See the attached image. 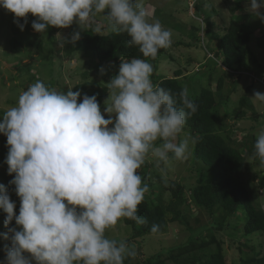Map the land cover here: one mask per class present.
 <instances>
[{
  "label": "clouds",
  "instance_id": "clouds-1",
  "mask_svg": "<svg viewBox=\"0 0 264 264\" xmlns=\"http://www.w3.org/2000/svg\"><path fill=\"white\" fill-rule=\"evenodd\" d=\"M250 4L264 21V0ZM0 7L24 18V23L14 20L21 31L27 14L37 17L31 27L38 33H46L49 26L67 28L74 20L81 29H92L96 14L108 9L104 16L110 30L126 33L129 44L148 58L121 59L108 84V118L96 95L85 94L78 103L79 90L61 92L37 81L0 119V134L7 138V172L15 174L9 184L20 198L16 215L15 202L0 184V210L8 228L0 238L11 244L4 249L5 264H124L136 257L135 245L108 238L106 230L123 218L146 223L138 206L149 186L137 170L149 154L164 162L169 153L186 159L190 140L196 142L190 137L177 142L187 118L197 111L188 89L179 93L178 107L170 90L151 79L149 60L171 47L172 33L137 0H0ZM79 35L75 32L72 41ZM253 99L264 103V93L256 92ZM158 140L163 143L157 145ZM254 148L264 163V130ZM13 219L19 230L8 227ZM158 231L159 225L153 224L151 232Z\"/></svg>",
  "mask_w": 264,
  "mask_h": 264
},
{
  "label": "rangeland",
  "instance_id": "rangeland-1",
  "mask_svg": "<svg viewBox=\"0 0 264 264\" xmlns=\"http://www.w3.org/2000/svg\"><path fill=\"white\" fill-rule=\"evenodd\" d=\"M137 2L148 12L154 13L152 19H158L172 33L171 47L165 49V53L154 61V76L151 77L153 83L156 79L172 78L174 71L181 70L183 75L180 82L183 87L188 89L189 94H198L202 87H208V76L211 73L210 88L215 91L217 79L224 75L225 69L220 65L222 62L220 56L217 67L211 70L216 64L213 59L209 58H213L214 54L220 52L218 38L225 33V28L235 18L246 23L253 30L249 47L264 67V21H261L250 10V0L245 1L243 11L237 8V0H137ZM195 3L197 4L196 8ZM261 11L264 12V10ZM107 13L108 9H105L104 13L96 14L93 18L92 29H81L75 20L67 28L56 29L53 34L54 44H51L53 47H50L51 42L47 30L46 33H38L30 26L21 31L14 20L19 23L24 18H15L13 13L0 7V119L8 108L17 104L20 93L23 90L26 91L31 84L37 81H42L49 88L61 92L69 89L73 92L79 90L81 92V97L78 98L79 103L82 101L84 91L88 89H79V86L90 83L92 80H95L101 88L108 90L107 98L109 95V99L99 105L101 113L105 118H108V114L104 112L105 105L110 103L111 90L108 89V84L112 77L118 73V70L111 69L112 63L104 65L94 60L89 61L88 58L70 49V45L67 44L72 40L75 32H79L80 35L96 32L94 29L98 27L100 31L96 33L105 35L107 30L102 29V23L105 21L108 23L104 16ZM27 17L35 16L29 13ZM35 18L37 20V17ZM207 31L210 33L207 34ZM58 33L60 34L59 38L57 37ZM16 43H18V48L14 47ZM187 45L189 46L186 47ZM50 49H53L52 53ZM102 68L103 74L101 73ZM225 79L222 93L228 96V100L232 104L229 107L232 110L235 109L233 104L245 96L253 106L257 118L253 120L254 113L249 109H241L244 112V119L227 118L219 133L224 139L230 138L238 143L242 142L252 130L253 135L257 138L259 132L264 130V103L253 98L256 92L264 93V72L262 78L252 75L249 77L233 75ZM236 82L237 84H235ZM248 88H250L249 93H247ZM224 110H221L222 114L225 113ZM112 115L115 119V114ZM186 137H190V135L183 130L179 134L177 142ZM6 139L4 134H0V184L6 186L10 199L16 204L14 213L18 215L20 198L16 195L15 185L9 184L15 174H8V166L5 163L8 152ZM161 143L163 141L156 142L157 145ZM192 152L193 143L190 140L186 159H176L172 153H169L168 161L164 162L158 161L156 157L149 154L145 164L137 170L138 174L142 176L145 183L152 184L153 187L159 185L158 180L165 186L172 182L180 184L185 187L187 197L188 190L195 186L198 177L196 167L192 163ZM261 177L264 180V163L261 162V159L254 160L252 156L247 158L240 174V180L246 187L254 205L264 211V188L258 187ZM145 198L151 199L149 192L146 193ZM170 200V193H164V203L167 204ZM187 206L189 207H181V211L187 215L192 228L196 229L210 220L205 213H201L189 201ZM5 216L6 214L0 210V233L8 232V228L4 226ZM168 218L170 219V215ZM195 219H198L199 222H196ZM243 223L244 217L241 212H238L233 217L227 218L221 231L210 229L203 231L200 236L208 241V236L212 235L216 243L221 244L225 264H242L243 259L253 257L255 253L262 256L264 252V237L260 235L244 236ZM8 227H15L19 230L14 219ZM131 234L132 230L124 224L123 219L113 228L106 230L108 238L124 240L130 245H135L137 255L132 258L129 264H146L148 258L154 254L187 243L190 236L185 226L170 222L161 234L145 235L137 239H132ZM5 246H11L10 240L0 238V264H5ZM215 246V244H211L209 248L215 249ZM23 255L31 258L29 253H23ZM32 264H36V262L33 260ZM166 264L171 263L167 262Z\"/></svg>",
  "mask_w": 264,
  "mask_h": 264
},
{
  "label": "trees",
  "instance_id": "trees-1",
  "mask_svg": "<svg viewBox=\"0 0 264 264\" xmlns=\"http://www.w3.org/2000/svg\"><path fill=\"white\" fill-rule=\"evenodd\" d=\"M245 1L249 0H237V8L243 11ZM196 5L195 3V8ZM35 20V17H27L24 29H28ZM203 22L205 23V21ZM19 23H24V19ZM102 24V29L107 30L105 35L96 32L81 34L79 40H70L67 43L70 45V49L88 58L89 61L94 60L104 65L112 63L111 69L114 70L119 69L121 59H148L142 56L138 46L129 44L130 38L126 33L112 32L106 21ZM205 25L210 27L208 23ZM56 29L59 28L54 26L47 28L51 42L50 47H53L51 44H54L53 34ZM208 31L207 34L210 33ZM252 35L253 30L246 23L240 22L238 18L231 20L225 28V33L218 38L220 52L214 54L213 58H209L213 59L216 64L211 70L217 67L220 56L222 58L220 65L225 69L224 75L217 79L215 91L210 88L212 81L210 73L208 87H202L198 94H189L197 106V111L187 118L184 131L196 141L193 144L191 158L198 173L195 186L188 190L189 195L186 197L185 187L180 184L172 182L165 186L158 180V186L153 187L152 184H148L151 199L144 198L138 206V215L145 218L146 223L138 224L134 220L123 218L124 224L132 230V239L161 234L166 230V225L169 222L185 226L190 234L187 243L154 254L148 258L146 264H166L167 262L171 264H225L221 244L216 243L212 235L208 236V241H205L200 235L203 231L210 229L221 231L227 218L233 217L238 212H241L244 217L242 227L244 236L260 235L264 237V211L254 205L246 187L240 180V174L247 158L252 156L254 160L260 159L255 155L254 144L257 138L253 135L252 130L242 142L238 143L230 138L224 139L219 133L227 118L244 119L243 109H249L254 113L253 120L257 118L253 106L245 96L233 104L235 109L232 110L229 107L232 104L229 102L228 96L222 93L226 77L233 75L249 77L252 75L262 78L264 67L249 47ZM14 47L18 48V43L14 44ZM50 50L52 53L53 49ZM164 53L165 49H160L157 57L150 59L149 62L153 65L154 61ZM182 75L181 70H177L173 72L172 78L154 81V84L159 87L170 90L178 100V107H182L179 104V93L184 89L180 82ZM80 88L83 90L88 88L83 95H96L99 105L107 99L108 90L101 88L95 80L79 86ZM249 90L250 88L247 89V93ZM221 110H224L225 113L222 114ZM185 111L188 110L185 109ZM142 173L144 174V172ZM258 187L264 188L262 177L259 179ZM164 193L171 195V200L167 204L163 201ZM188 201L197 210L208 216L210 220L206 224H202L196 229L190 226L187 215L181 211V207H189L187 206ZM168 215H170V219ZM195 221L199 222L198 219ZM153 224L159 225L157 233L151 232ZM211 244L216 245L215 249L209 248ZM131 260L132 258H126L124 264H129ZM242 264H264V252L262 256L255 253L253 257L243 259Z\"/></svg>",
  "mask_w": 264,
  "mask_h": 264
}]
</instances>
